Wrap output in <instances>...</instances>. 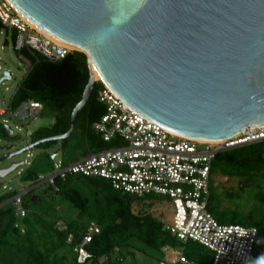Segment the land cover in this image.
I'll return each instance as SVG.
<instances>
[{
	"label": "water",
	"instance_id": "water-1",
	"mask_svg": "<svg viewBox=\"0 0 264 264\" xmlns=\"http://www.w3.org/2000/svg\"><path fill=\"white\" fill-rule=\"evenodd\" d=\"M6 1L83 53L89 72L68 131L10 156L68 139L96 82L177 137L214 142L264 126V0ZM10 79L4 70L0 86ZM23 165L0 170V178Z\"/></svg>",
	"mask_w": 264,
	"mask_h": 264
},
{
	"label": "trees",
	"instance_id": "trees-1",
	"mask_svg": "<svg viewBox=\"0 0 264 264\" xmlns=\"http://www.w3.org/2000/svg\"><path fill=\"white\" fill-rule=\"evenodd\" d=\"M1 30L5 31L6 38L9 36L14 46L16 31L4 29L0 24ZM16 54L27 59L30 68L10 97L9 108L15 110L20 103L32 100L39 102L42 110L47 109L53 117L51 125L38 128L29 135V144L65 134L69 129L71 112L81 100L89 79L85 55L70 51L63 59L51 62L28 48ZM101 88V83L94 84L87 103L76 115L70 137L60 141L63 150L76 134L85 140L92 152L90 154L114 146L104 142L93 128L105 113L104 105L97 99ZM2 132L4 138H10L4 126ZM57 143L45 142L36 147L49 149ZM216 174L240 177L246 182L252 176L264 174V141L217 155L212 161L210 176ZM19 175L29 187L22 196L26 215L23 219L16 217L10 201L19 191L11 190L0 195V264H79L76 247L89 234L90 225L96 226L98 233L92 235L86 246L91 258L83 264H112L111 254L131 240H137L157 252H164L165 248L180 250L191 263L212 264L213 254L208 249L191 241H179L164 229L162 220L152 213L140 210L135 214L132 211L135 203L148 200L147 204L151 206L155 203L153 200H160L158 197L138 199L113 190L103 179L84 176L56 179L54 186L39 184L40 174L31 167ZM60 201L68 203L76 211V216L65 219L59 213ZM208 210L212 213L209 205ZM228 214L216 213V220L227 224L230 220ZM59 221L64 230L57 227ZM15 225H19L23 232ZM245 226L255 227L258 237L264 238V223H247Z\"/></svg>",
	"mask_w": 264,
	"mask_h": 264
},
{
	"label": "built area",
	"instance_id": "built-area-1",
	"mask_svg": "<svg viewBox=\"0 0 264 264\" xmlns=\"http://www.w3.org/2000/svg\"><path fill=\"white\" fill-rule=\"evenodd\" d=\"M0 24L4 29L16 31L13 46L16 52L28 48L44 59L56 62L71 51L31 28L6 0H0ZM18 57L24 62L25 69H29L28 60L21 55ZM97 99L104 105L105 113L94 123V131L104 142L114 146L67 164L57 162L53 173L39 184L54 186L56 179L84 176L103 179L113 190L138 199H168L170 209L167 219L162 222L171 235L183 243L191 241L208 249L213 254L212 264H250L258 230L253 226L220 224L214 218L208 210L210 170L217 155L264 141V126L248 128L221 141H195L177 137L145 120L104 86L98 91ZM41 111L39 102L27 100L17 106L15 117L25 122ZM13 116L8 101L6 108L0 107V120L6 124ZM27 191L10 200L19 219L26 215L22 196ZM57 227L65 229L60 221ZM15 228L23 232L19 225ZM88 233L76 247L79 264L91 258L86 246L92 235L98 233V228L90 225ZM164 251L173 252L179 264H192L180 250L165 248Z\"/></svg>",
	"mask_w": 264,
	"mask_h": 264
},
{
	"label": "rangeland",
	"instance_id": "rangeland-1",
	"mask_svg": "<svg viewBox=\"0 0 264 264\" xmlns=\"http://www.w3.org/2000/svg\"><path fill=\"white\" fill-rule=\"evenodd\" d=\"M34 36V32H31ZM5 40L7 44H5ZM73 51V50H71ZM0 66L1 72H10L11 79L3 81L0 86V107L6 108L7 103L14 93L21 78L26 73L24 62L18 57L9 36L6 38L5 31H0ZM14 116L4 124L0 120V170L10 168L14 164L24 162L15 171L4 178H0V195L5 192L16 190L19 193L29 190L28 183L20 177V172L32 168L39 172V181L46 178L54 171L57 162H71L90 155L85 140L76 134L69 139L63 150L60 141L49 149L34 147L20 155L11 154L25 148L29 143V135L38 128L48 127L53 123V117L47 109L38 113L35 118L20 122ZM6 125L12 131L10 138H4L2 128ZM54 156V157H53ZM53 157V158H52ZM245 184V185H244ZM209 206L212 215L216 219V213L226 212L230 220L227 224L247 225V223H264V174L255 175L249 182L240 177H223L219 174L209 180ZM151 206L147 202L135 203L132 211L136 214L140 210L150 212L160 220H166L170 204L168 199L153 200ZM59 213L69 219L76 216L68 203L59 202ZM179 251V250H177ZM170 252V251H169ZM1 254V251H0ZM168 251L157 252L137 240H131L128 245L120 247L111 254L112 264H166ZM120 259V261H117ZM196 264V263H192ZM250 264H264V238H257Z\"/></svg>",
	"mask_w": 264,
	"mask_h": 264
},
{
	"label": "crops",
	"instance_id": "crops-1",
	"mask_svg": "<svg viewBox=\"0 0 264 264\" xmlns=\"http://www.w3.org/2000/svg\"><path fill=\"white\" fill-rule=\"evenodd\" d=\"M29 144V143H28ZM166 264H179L173 252H168L165 260Z\"/></svg>",
	"mask_w": 264,
	"mask_h": 264
},
{
	"label": "bare ground",
	"instance_id": "bare-ground-1",
	"mask_svg": "<svg viewBox=\"0 0 264 264\" xmlns=\"http://www.w3.org/2000/svg\"><path fill=\"white\" fill-rule=\"evenodd\" d=\"M21 16V15H20ZM24 19V18H23ZM25 20V19H24ZM27 23H28V25L31 27V28H33V29H35L37 32H39L40 34H42L43 36H45V37H47V38H49V39H51L52 41H54V42H56V43H58V44H60V45H63V44H61V43H59V42H57V41H55L54 39H52L51 37H49L48 35H46V34H44L43 32H41L40 30H38L36 27H34L30 22H28L27 20H25ZM65 46V45H64ZM67 49H69V50H74V48H71V47H68V46H65Z\"/></svg>",
	"mask_w": 264,
	"mask_h": 264
}]
</instances>
